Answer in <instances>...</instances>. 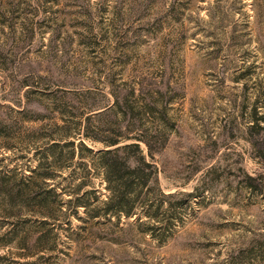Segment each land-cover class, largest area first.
<instances>
[{
	"label": "rangeland",
	"instance_id": "rangeland-1",
	"mask_svg": "<svg viewBox=\"0 0 264 264\" xmlns=\"http://www.w3.org/2000/svg\"><path fill=\"white\" fill-rule=\"evenodd\" d=\"M115 91L134 128L169 134L155 159L158 188L173 194L141 224L90 216L76 199L107 193L78 142L98 150L127 123L112 113L86 120ZM256 122L264 0H0V264H264ZM70 139L72 158L47 149ZM39 162L52 177L41 187L50 214L30 193L5 195L7 185L29 187Z\"/></svg>",
	"mask_w": 264,
	"mask_h": 264
},
{
	"label": "trees",
	"instance_id": "trees-1",
	"mask_svg": "<svg viewBox=\"0 0 264 264\" xmlns=\"http://www.w3.org/2000/svg\"><path fill=\"white\" fill-rule=\"evenodd\" d=\"M129 91L133 92V88ZM113 95L115 97L113 105L107 106L101 111L89 113L86 115V120L89 121L94 115L112 113L119 117V122L127 123L124 126L117 125L112 128V135L103 141L105 147L98 150L92 149L81 140L78 142L79 147H83L96 158L92 162L101 169L107 193L103 198H99L95 194L94 199L97 200L95 203L90 202L89 199L85 200L86 194L78 196L76 199L90 216L119 217L124 214L129 217L134 215L135 222L141 224L146 219L153 217L157 210V202H161L163 197L173 194V192L164 193L158 188L159 167L155 159V153L162 150L167 144L169 134L160 129L134 128L128 118L126 94L123 93L122 97H119L115 91ZM154 104V100L149 99L148 102L142 103V106L151 108ZM251 125V127H256L260 133V136L253 142L264 148V125L258 122ZM60 126L66 127L67 123H62ZM84 126L83 135L95 140L96 136L89 133L88 125L85 123ZM74 145L75 141L71 139L62 143L52 141L47 149L52 151L55 147H66L68 156L72 158L75 153ZM31 172L32 174L28 178L29 187L20 186L17 189L8 185L4 187L6 198L11 200L30 193L34 210L50 214L52 205L41 187L43 182H47V178L52 177L41 162L31 169ZM46 185V188L54 191L55 195L59 194L54 185H50V183ZM80 185L78 184V187ZM141 212H144L148 218L143 219Z\"/></svg>",
	"mask_w": 264,
	"mask_h": 264
}]
</instances>
